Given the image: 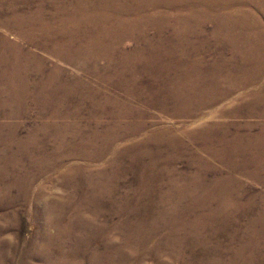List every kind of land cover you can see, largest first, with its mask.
<instances>
[{
	"label": "rangeland",
	"instance_id": "1",
	"mask_svg": "<svg viewBox=\"0 0 264 264\" xmlns=\"http://www.w3.org/2000/svg\"><path fill=\"white\" fill-rule=\"evenodd\" d=\"M0 264H264V0H0Z\"/></svg>",
	"mask_w": 264,
	"mask_h": 264
},
{
	"label": "bare ground",
	"instance_id": "2",
	"mask_svg": "<svg viewBox=\"0 0 264 264\" xmlns=\"http://www.w3.org/2000/svg\"><path fill=\"white\" fill-rule=\"evenodd\" d=\"M245 34V33H244ZM244 37H246V35H244Z\"/></svg>",
	"mask_w": 264,
	"mask_h": 264
}]
</instances>
